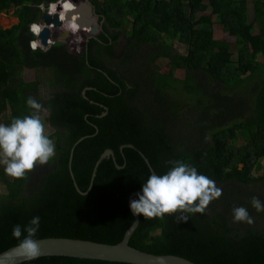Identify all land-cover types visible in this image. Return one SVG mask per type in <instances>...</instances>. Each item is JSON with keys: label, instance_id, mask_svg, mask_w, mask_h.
<instances>
[{"label": "trees", "instance_id": "1", "mask_svg": "<svg viewBox=\"0 0 264 264\" xmlns=\"http://www.w3.org/2000/svg\"><path fill=\"white\" fill-rule=\"evenodd\" d=\"M91 1L103 30L72 54L63 42L46 51L29 47L36 38L29 25L44 20L40 5L56 0H0V13L15 9L19 19L11 29L0 27V123L30 114L31 96L43 105L41 116L48 114L45 126L56 129L49 136L56 155L47 165L18 180L0 165V254L18 245L14 226L36 216L37 240L120 243L134 222L129 197L152 175L137 150H121L132 144L157 175L169 171L168 161H183L223 190L187 222H178L179 213L140 215L132 247L195 264H264V228L256 222L264 212L250 203L264 202V0H253L252 20L248 0ZM217 26L235 39L236 54L215 38ZM25 70L49 73L48 98L41 97V78L26 81ZM180 70L184 78L176 76ZM73 148L72 171L83 192L101 155L115 153L116 162L110 157L98 166L86 195L71 175ZM237 207L247 208L254 223H233ZM24 264L125 263L53 256Z\"/></svg>", "mask_w": 264, "mask_h": 264}, {"label": "clouds", "instance_id": "2", "mask_svg": "<svg viewBox=\"0 0 264 264\" xmlns=\"http://www.w3.org/2000/svg\"><path fill=\"white\" fill-rule=\"evenodd\" d=\"M46 6L45 14L59 16L62 22L59 32L73 34V38L68 42L75 39L76 46L81 29L77 22L79 15L76 12V4L73 0H56ZM40 8L43 11L45 5L41 4ZM43 22L44 20L29 25L30 33L36 37L29 41V47L33 52L38 49L46 51L47 47L40 38L41 33L45 28L55 30L53 24L45 26L42 25ZM51 45L52 39H48V48ZM82 45L83 43L79 44V49ZM26 103L32 110L30 114L22 118H13L9 125L0 123V164L4 165L7 176L17 180L26 178L37 166L47 165L56 155L55 142L46 134L41 116L43 105L31 96L27 98ZM167 163L172 167L166 174H152L147 182L143 183L142 194L130 203L132 215H142L145 219H163L165 215L179 213L178 222H187L189 215L205 214L209 205L222 196L223 190L217 187L216 182L206 175L199 174L196 167L183 161L170 160ZM250 203L258 213L264 212V202L258 197H253ZM233 223L253 224L254 220L247 208L237 207L233 209ZM39 229L38 216L33 217L26 226H14L12 236L19 241L16 248L18 257L30 261L40 258L41 247L36 239Z\"/></svg>", "mask_w": 264, "mask_h": 264}, {"label": "water", "instance_id": "3", "mask_svg": "<svg viewBox=\"0 0 264 264\" xmlns=\"http://www.w3.org/2000/svg\"><path fill=\"white\" fill-rule=\"evenodd\" d=\"M73 3L76 4V12L79 15L78 23L81 25L79 32V39L85 38L86 41L82 42L84 47L88 44L91 39H96L98 35L103 30L102 23L99 22V16L96 13L95 7L91 0H73ZM59 10V9H58ZM71 19V14L69 15ZM44 22L47 25H54L55 30L51 31L48 28L41 33V40L45 47L47 46L48 39H52L53 43L56 42H68L73 38V34L69 32H59L58 29L62 28V22L59 20V16H50L47 13L44 15ZM85 98L86 94L83 92ZM107 111V108H106ZM105 112L101 116H105ZM100 116V117H101ZM84 139V138H83ZM83 139L79 140L81 142ZM76 145H78V143ZM124 148L135 149L139 154L144 158L147 165L149 166L152 174L156 172L151 167V164L148 158L139 151L134 145L128 144L124 145L121 150ZM74 149L71 150L70 155V171L73 177L77 191L81 195H86L91 191L93 187V180L96 177L97 168L101 162L107 158L113 157V160L116 162L115 153L113 150H106L98 160L96 167L93 171L92 182L89 189L86 192L81 191L75 182V177L72 171V160L74 156ZM117 167H120L117 165ZM157 175V174H156ZM142 194V190L133 192L129 197V208L130 203L136 196ZM134 216V215H133ZM140 224V216H134V222L130 228L126 231V234L123 240L115 245L98 243L89 240H80V239H70V238H45L39 239L38 243L41 247V257H70L77 259H88V260H99L115 263H125V264H195L190 260H187L183 257L176 255H154L144 251H140L132 247L129 243L134 232ZM17 246L3 252L0 254V264H24L26 262H31L23 257H18L16 255Z\"/></svg>", "mask_w": 264, "mask_h": 264}, {"label": "rangeland", "instance_id": "4", "mask_svg": "<svg viewBox=\"0 0 264 264\" xmlns=\"http://www.w3.org/2000/svg\"><path fill=\"white\" fill-rule=\"evenodd\" d=\"M248 2H249V6H250V12H249L250 19L252 20V18H253V0H248ZM43 12H45V11H43ZM209 13H210V11H208L206 14H209ZM10 14L12 15V13H10ZM258 33H259V31L256 29L255 30V34H258ZM214 36L218 40H225L227 42H230L233 45L232 46V51L236 54L237 48H236V45H235V39L233 37L229 36L228 34L224 33L222 31L221 27H218V26L216 27V30L214 32ZM77 41L78 42L76 43V46H74L75 39H74L73 42L66 43L69 52H71L72 54H79L84 49L83 45L81 47L82 50L79 49L80 48L79 44L80 43L82 44V42L86 41L85 38L83 40V39H79L78 36H77ZM175 44H177V43H175ZM119 50H122L121 47L119 48ZM178 50H179L178 51L179 53H183V49L181 47H178ZM158 64L160 66L161 71L162 70L163 71H166V70L168 71V69H167V60H162L161 59V60L158 61ZM176 76L178 78H184L185 72L183 70L177 71L176 72ZM23 77H24V79L26 81H29V82L34 81L38 77H40L41 80H42V83H43V85L41 87V92H40L41 93V97L42 98H48L52 94L53 90L48 86V81L50 79V75H49V73L47 71H42L40 73H37L35 70H25L24 74H23ZM42 116H43V118H46V117H48V114L46 112H44V113H42ZM45 130H46V134L49 135V136L52 133L56 132V129H54L50 125H46L45 126ZM262 164L264 166V161H263ZM0 165H2V164H0ZM2 166H4V165H2ZM2 190H3L4 193L7 192V189H6L5 185H2ZM253 190H258V189H256V186L247 188L248 192H251ZM256 222H257V225H258L259 228H261V227L264 228V221L262 219H257Z\"/></svg>", "mask_w": 264, "mask_h": 264}, {"label": "crops", "instance_id": "5", "mask_svg": "<svg viewBox=\"0 0 264 264\" xmlns=\"http://www.w3.org/2000/svg\"><path fill=\"white\" fill-rule=\"evenodd\" d=\"M15 12L16 10L12 9L10 11L0 13V27L1 28L5 30L11 29L19 23V19L18 17H16ZM10 13H12V15Z\"/></svg>", "mask_w": 264, "mask_h": 264}, {"label": "built area", "instance_id": "6", "mask_svg": "<svg viewBox=\"0 0 264 264\" xmlns=\"http://www.w3.org/2000/svg\"><path fill=\"white\" fill-rule=\"evenodd\" d=\"M41 9V8H40ZM47 9V6L45 5V9L43 10V11H45ZM44 24H42V25H45V26H48L45 22H43ZM52 27V26H51ZM52 44H54L53 43V41H52ZM50 47V46H49ZM47 49H48V47H47Z\"/></svg>", "mask_w": 264, "mask_h": 264}, {"label": "flooded vegetation", "instance_id": "7", "mask_svg": "<svg viewBox=\"0 0 264 264\" xmlns=\"http://www.w3.org/2000/svg\"><path fill=\"white\" fill-rule=\"evenodd\" d=\"M41 174V173H40Z\"/></svg>", "mask_w": 264, "mask_h": 264}]
</instances>
